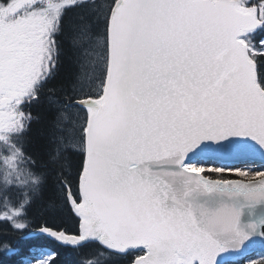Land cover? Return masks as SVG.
<instances>
[{
	"label": "snow or ice",
	"instance_id": "obj_1",
	"mask_svg": "<svg viewBox=\"0 0 264 264\" xmlns=\"http://www.w3.org/2000/svg\"><path fill=\"white\" fill-rule=\"evenodd\" d=\"M69 9L75 71L63 101L47 88L37 171L26 106L55 76ZM49 175L47 210L68 207L79 231L45 221L25 239L82 264H264V0H0V250L17 264H56L7 236L29 228Z\"/></svg>",
	"mask_w": 264,
	"mask_h": 264
},
{
	"label": "trees",
	"instance_id": "obj_2",
	"mask_svg": "<svg viewBox=\"0 0 264 264\" xmlns=\"http://www.w3.org/2000/svg\"><path fill=\"white\" fill-rule=\"evenodd\" d=\"M80 9H69L65 16L66 35L61 40V55L58 67L55 72V76L48 82L44 91L41 92L39 99L34 101L30 106H26V111H30L32 115L31 124L28 132L24 138V151L36 161V170L45 171L43 168L44 161L47 160V153L51 145L49 143V134L52 125V121L55 118L56 110L48 103V91L47 88H54V93L57 98L63 101L65 91H70L71 82L73 79V72L75 69L72 66L70 59V49L72 47L67 23L70 19H74L76 14L80 12ZM208 176L215 177L217 174H207ZM230 179H241L231 174H223ZM60 193L56 190V184L51 175H49L48 181L45 184L43 191L34 200L31 207L28 209V218L30 226L24 232H12L8 231L7 236L11 241L14 248H20L22 255L26 257L29 254V249L33 246H39L43 244L50 249H54L58 255L55 258L56 264H82L81 257L71 247H62L56 244L54 241L44 239L42 241H33L31 239H25L34 230L35 227L42 222H47L54 227H58L69 233H78L79 223L78 217L70 211L68 207H64L61 211L53 215L47 210V203L50 199L59 198ZM0 227H6L0 225ZM3 235V233H0ZM94 245L86 244L81 251H88L93 248ZM21 257H8L3 250H0V264H17ZM90 264H97V260H101L100 257H90ZM85 264H88L86 261ZM112 264H127L126 258H117ZM231 264H247V260L239 259L231 262Z\"/></svg>",
	"mask_w": 264,
	"mask_h": 264
},
{
	"label": "water",
	"instance_id": "obj_3",
	"mask_svg": "<svg viewBox=\"0 0 264 264\" xmlns=\"http://www.w3.org/2000/svg\"><path fill=\"white\" fill-rule=\"evenodd\" d=\"M261 251H262L261 247L259 245H257L256 248H255V250L249 252L248 255L249 254H252V253H257V252L260 253ZM240 258H242V257L234 255V256L230 257V260L232 261V260L240 259Z\"/></svg>",
	"mask_w": 264,
	"mask_h": 264
},
{
	"label": "rangeland",
	"instance_id": "obj_4",
	"mask_svg": "<svg viewBox=\"0 0 264 264\" xmlns=\"http://www.w3.org/2000/svg\"><path fill=\"white\" fill-rule=\"evenodd\" d=\"M243 179V178H242ZM259 258H261V257H259Z\"/></svg>",
	"mask_w": 264,
	"mask_h": 264
}]
</instances>
